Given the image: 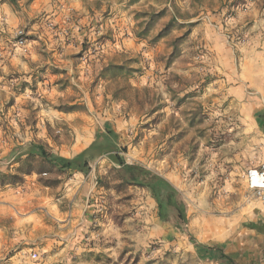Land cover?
Wrapping results in <instances>:
<instances>
[{
    "label": "rangeland",
    "instance_id": "374dc122",
    "mask_svg": "<svg viewBox=\"0 0 264 264\" xmlns=\"http://www.w3.org/2000/svg\"><path fill=\"white\" fill-rule=\"evenodd\" d=\"M0 5V264H264L246 185L264 160V0ZM107 133L186 221L107 154L85 173L26 154L73 159Z\"/></svg>",
    "mask_w": 264,
    "mask_h": 264
},
{
    "label": "trees",
    "instance_id": "16d2710c",
    "mask_svg": "<svg viewBox=\"0 0 264 264\" xmlns=\"http://www.w3.org/2000/svg\"><path fill=\"white\" fill-rule=\"evenodd\" d=\"M14 1V0H3ZM261 129L264 132V114L260 116ZM26 154L28 160L34 161L37 158H41L48 162L51 166L58 168L61 171H75L79 173H85L89 167V161L95 160L97 157L107 154L114 164L121 166V180L129 186L140 187L149 190L155 200L159 204L160 216L164 218V210L166 207L174 208L179 217L186 221L185 207L179 204L177 201V190L158 174L144 169V168H132L127 166L123 159L116 154L117 146L115 145L111 133L99 134L97 140L89 146L82 153L74 157L73 159H65L47 152V150L40 144H32L27 147ZM33 171H25V175H30ZM17 178V176H14ZM23 182V178L18 177L12 180L11 184H19ZM256 228L253 227V229ZM231 263L232 261L228 259Z\"/></svg>",
    "mask_w": 264,
    "mask_h": 264
},
{
    "label": "built area",
    "instance_id": "2783aa9c",
    "mask_svg": "<svg viewBox=\"0 0 264 264\" xmlns=\"http://www.w3.org/2000/svg\"><path fill=\"white\" fill-rule=\"evenodd\" d=\"M246 185L264 206V160L247 170Z\"/></svg>",
    "mask_w": 264,
    "mask_h": 264
},
{
    "label": "crops",
    "instance_id": "0c3cea01",
    "mask_svg": "<svg viewBox=\"0 0 264 264\" xmlns=\"http://www.w3.org/2000/svg\"><path fill=\"white\" fill-rule=\"evenodd\" d=\"M2 14H11L10 13V9H9V7L7 6V5H0V16L2 15ZM89 146V145H88ZM88 146H86L85 147V149L88 147ZM66 158H69V157H66ZM172 182H173V180H172ZM82 189H81V193H80V195H75V197L77 196V202H78V200H81L82 199V197H81V195H83L82 193H85L87 190H88V188H87V185L86 184H82ZM74 197V198H75ZM71 198H73V197H71Z\"/></svg>",
    "mask_w": 264,
    "mask_h": 264
}]
</instances>
